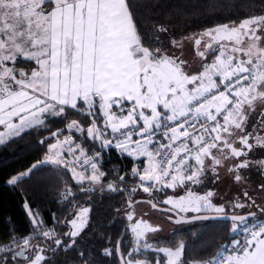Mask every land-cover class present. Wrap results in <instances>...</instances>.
Returning <instances> with one entry per match:
<instances>
[{
    "label": "snow or ice",
    "instance_id": "obj_1",
    "mask_svg": "<svg viewBox=\"0 0 264 264\" xmlns=\"http://www.w3.org/2000/svg\"><path fill=\"white\" fill-rule=\"evenodd\" d=\"M255 3L231 0L227 7L240 10ZM165 7L166 2L142 0H0V126L6 129L0 131V147L29 131L48 133L39 141L47 144L45 159L4 183L18 187L43 165H53V175L71 173L81 193L127 192L113 181L105 187V153L115 149L146 157L143 172L138 166L131 172L150 197L136 202L129 197L132 250L122 251L126 229L103 256L118 257L120 264H264V204L247 190L228 196L208 188L221 179L220 170L238 186L253 170L264 180V136L254 135L255 127L247 130L255 103L264 104V14L176 39L163 23L145 25L146 15L167 16L161 11ZM192 39L197 64L182 58L184 42ZM56 121L68 122L52 130ZM124 183L125 175L119 176ZM165 188L186 195L159 200L154 192ZM257 191L264 192V182ZM75 195L68 186L61 198L71 205ZM133 203H145L177 224L229 220L228 242L214 255L191 260L184 242L175 249L157 247L147 234L160 227L143 218L147 210L134 218ZM22 207L29 233L19 237L10 228L9 242L0 244V264H50L57 252L75 249L88 226L90 207L79 208L64 223L53 213L51 228L26 197ZM56 225L71 227L61 235ZM141 248L164 253L166 262L136 259L133 253ZM77 255L81 264H90L84 250Z\"/></svg>",
    "mask_w": 264,
    "mask_h": 264
},
{
    "label": "trees",
    "instance_id": "obj_2",
    "mask_svg": "<svg viewBox=\"0 0 264 264\" xmlns=\"http://www.w3.org/2000/svg\"><path fill=\"white\" fill-rule=\"evenodd\" d=\"M143 3L157 4L166 2L168 7L162 9L167 16H145V25L152 26L155 23L165 24L176 39L191 33L202 32L205 28L219 23H227L229 20H242L250 14H264V0H256L255 6L240 10H229L227 5L231 0H142ZM165 43H169V37L161 36ZM70 119H79L70 116ZM255 116H251L250 126L254 124ZM68 121L53 122L52 130L64 127ZM48 135L47 131H29L20 139L9 142L6 147H0V243L10 239L9 230L15 227L16 235L24 236L29 233L31 225L22 207L25 197L33 209L38 210L47 226H53L52 214L64 223L73 218V214L81 207H90L88 214V226L77 238L75 249L71 251H59L52 256L50 264H81L77 252L84 250L85 257L90 264H120L119 258L103 256L105 248L114 249L121 234L125 233L123 240L125 246L122 251L132 250L134 234L131 233L129 220L125 217L128 208L129 197L131 201H147L149 194L145 193L140 186L139 177L131 175L132 168L138 166L142 172L145 161L128 155L118 153L110 149L105 153L103 169L108 173L104 182L113 181L117 186L129 189L127 192L95 191L91 194L81 193L71 177V173L63 176L53 175V165H43L36 171L31 180L18 187H10L4 181L17 171L24 170L27 166L45 159L48 151L47 144L39 141ZM65 135H68L67 131ZM79 136V133L76 134ZM62 138V137H61ZM91 155V152H89ZM119 169V171H111ZM125 175V183L119 184V176ZM71 186L75 193L74 202L65 201L61 194ZM87 186V185H85ZM99 189L100 185H95ZM135 188V194L131 189ZM171 190L155 193L158 199L169 197ZM145 196V197H143ZM155 202V201H153ZM135 205L140 203H134ZM11 218V223L8 222ZM179 227V226H178ZM68 227L56 225V231L63 234ZM231 228L230 222L225 221H202L190 225H181L174 228L169 235L159 239L148 241L157 247H171L175 249L181 242L186 244L185 255L187 259H199L205 254L214 255L220 249V245L228 242V233ZM109 238L111 242H109ZM51 256V253H48ZM136 259L162 258V253L152 252L150 249L141 248L139 252L133 253Z\"/></svg>",
    "mask_w": 264,
    "mask_h": 264
},
{
    "label": "rangeland",
    "instance_id": "obj_3",
    "mask_svg": "<svg viewBox=\"0 0 264 264\" xmlns=\"http://www.w3.org/2000/svg\"><path fill=\"white\" fill-rule=\"evenodd\" d=\"M167 44H169V43H167ZM184 44H185V47L183 50L184 56L182 58H186L189 60V62L197 64L199 62L200 58L198 57V55L196 53V49L194 46V39L189 40V41H185ZM201 50H203V45H201ZM261 113H264V104L257 101L255 103V111L251 113L250 118L248 120L247 130L253 131L254 127H255L254 135L264 136V116H261ZM251 116H255L256 119L254 121V124L249 128ZM5 130L6 129L3 126H0V131H5ZM122 154L127 155V153H122ZM138 159L144 160L145 164H146L145 167H147V158L146 157H139ZM247 175H249V179L243 185L238 186L233 182V179L230 176L226 175L223 170H220L221 179L216 184L209 183L208 188L216 190L222 195L227 193L228 196L242 195V192L244 190H247L257 200L258 204H264V192L257 191V185L261 182H264V180L261 179L258 172H256L255 170L248 173ZM165 190H171L172 193L169 196H172V197H177L179 195H186V193L183 191V189H177L174 191L173 189L166 188ZM196 192L199 195L204 194V190H202L200 188H196ZM143 197H145V196H143ZM167 198L168 197H163V198H160L159 200H164ZM217 202H219V201H217ZM133 207H134V218H140L143 215L142 210H147L149 212V215L146 217H143V218L145 220H147L148 223L152 224L153 226L158 225L160 227V231H158L157 233H154V234L148 233L147 234L149 237H151V239L149 241H151L153 239H159L161 237H165V236L169 235V233L174 229L172 227L176 226V228L178 229L181 226V225L175 224L173 220L169 221L164 215L157 212L156 210L150 209V206L145 204V203H140V204L134 205ZM164 207H169V205H164ZM132 210L133 209L127 208V210L125 212L126 218H127L126 213L128 211H132ZM183 215L194 216L195 214L194 213H188V214L182 213L181 216H183ZM129 222H130V226H131L133 221H129ZM162 254L164 256L163 259L166 262L167 258L165 257L164 253H162Z\"/></svg>",
    "mask_w": 264,
    "mask_h": 264
},
{
    "label": "water",
    "instance_id": "obj_4",
    "mask_svg": "<svg viewBox=\"0 0 264 264\" xmlns=\"http://www.w3.org/2000/svg\"><path fill=\"white\" fill-rule=\"evenodd\" d=\"M134 205L135 204L133 203V206ZM172 215L175 216L174 213ZM202 221H204V220H190V221L182 222V223H179V224L175 223V221H174V223L177 224V225H190V224H194V223H198V222H202ZM207 221H225V222H230L229 220H224V219H215V220H207ZM123 238H124V236H123Z\"/></svg>",
    "mask_w": 264,
    "mask_h": 264
},
{
    "label": "built area",
    "instance_id": "obj_5",
    "mask_svg": "<svg viewBox=\"0 0 264 264\" xmlns=\"http://www.w3.org/2000/svg\"><path fill=\"white\" fill-rule=\"evenodd\" d=\"M134 139H135V137H134ZM141 183V182H140ZM166 189V188H165ZM164 189V190H165ZM163 190V191H164ZM49 228H51V227H53V226H48ZM234 235H239V234H234ZM17 236H19V237H23V236H20V235H17ZM9 242V240L7 241V242H5V243H0V244H6V243H8ZM228 253H225V255H227Z\"/></svg>",
    "mask_w": 264,
    "mask_h": 264
},
{
    "label": "crops",
    "instance_id": "obj_6",
    "mask_svg": "<svg viewBox=\"0 0 264 264\" xmlns=\"http://www.w3.org/2000/svg\"><path fill=\"white\" fill-rule=\"evenodd\" d=\"M6 131V130H5ZM172 228H176V226L175 227H172Z\"/></svg>",
    "mask_w": 264,
    "mask_h": 264
}]
</instances>
